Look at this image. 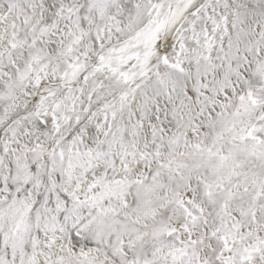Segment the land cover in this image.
<instances>
[{"label":"snow or ice","instance_id":"1","mask_svg":"<svg viewBox=\"0 0 264 264\" xmlns=\"http://www.w3.org/2000/svg\"><path fill=\"white\" fill-rule=\"evenodd\" d=\"M0 264H264V0H0Z\"/></svg>","mask_w":264,"mask_h":264}]
</instances>
